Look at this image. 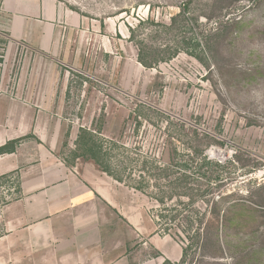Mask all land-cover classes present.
Returning <instances> with one entry per match:
<instances>
[{
    "label": "rangeland",
    "instance_id": "rangeland-1",
    "mask_svg": "<svg viewBox=\"0 0 264 264\" xmlns=\"http://www.w3.org/2000/svg\"><path fill=\"white\" fill-rule=\"evenodd\" d=\"M55 1L85 24L76 37L82 52L63 59L12 42L0 13V93L32 105L42 132L60 137L56 154L67 165L79 129L102 123V138L129 149L117 153L166 168L162 176L187 166L190 187H212L192 204L167 199L169 180H140L126 161L131 206L147 213L148 226L157 219L166 229L159 237L179 249L171 263L264 264V0ZM138 50L151 68L138 62ZM194 151L212 164L190 160ZM138 181L143 192L133 188ZM217 201L227 219L231 201L243 205L218 244L210 226ZM128 244L134 263L161 256L134 239Z\"/></svg>",
    "mask_w": 264,
    "mask_h": 264
},
{
    "label": "crops",
    "instance_id": "crops-1",
    "mask_svg": "<svg viewBox=\"0 0 264 264\" xmlns=\"http://www.w3.org/2000/svg\"><path fill=\"white\" fill-rule=\"evenodd\" d=\"M0 13L12 42L63 59L82 52L76 37L85 24L55 0H2ZM31 106L0 93V146L26 137L0 155V177L8 176L0 184V264H148L129 258L133 239L161 254L155 264L162 256L176 261L179 249L159 237L151 219L148 226L128 189L93 161L59 158L60 137L42 132Z\"/></svg>",
    "mask_w": 264,
    "mask_h": 264
},
{
    "label": "trees",
    "instance_id": "trees-1",
    "mask_svg": "<svg viewBox=\"0 0 264 264\" xmlns=\"http://www.w3.org/2000/svg\"><path fill=\"white\" fill-rule=\"evenodd\" d=\"M176 53L171 55L167 60L171 59L174 57ZM192 56L193 53H191ZM138 62L145 68H151V64H149L146 60L143 59L141 55V51L138 50ZM138 118V115L136 119ZM102 123L98 124V127L96 128L95 131L89 130L86 128H80L79 133L77 135V138L75 140V150L72 152L73 158H82L84 160H90L95 163V165L99 168V170L103 173H105L107 176L115 180L116 182L120 184L127 185L128 182L132 180V173L131 169L127 173L128 166L126 165V161L132 165L137 166L139 170V178L140 180L143 178L144 175H147V178H149L151 181L156 184V181H159L161 178L169 180L167 182V186L165 189L167 192H169V195L167 199H171L172 197H185L189 201L188 203L192 204V200L198 196V198H203L210 194L212 187H203V189L196 188V187H190L192 184V177L188 175V169H186L187 166H183L185 169L183 173H178V176H173L169 177L168 174L162 176L161 174L165 172L166 168H161L160 166L156 164H152L151 166L147 167L146 162L144 160H135L134 158H128L125 157L119 153L118 151H123L127 152L129 149L123 145V144H118L115 140H107L101 137V132H102ZM26 138V137H25ZM25 138H19L16 140L8 141L4 145L0 146V155L2 154H10L15 151V148L23 141ZM28 138V137H27ZM187 150L190 152V147H187ZM175 154H177V150L174 149ZM191 155L190 160H196L202 156V163L203 165H209L212 164L211 160H208L206 156L204 155V151H200L196 154ZM189 158V156H187ZM186 163V162H185ZM138 164V165H137ZM216 166L220 167V164L215 163ZM8 176H3L0 177V184L6 181ZM171 178V179H170ZM200 178L203 180H210V179H205L204 175H200ZM212 182H217V178L211 179ZM136 186L133 188L139 192L144 191V187H141V183L136 182ZM128 186V185H127ZM155 186V185H153ZM158 186V185H156ZM159 188L160 187H155ZM193 192H196L195 194ZM153 199L157 201L159 204H163L164 200L162 197H159L157 195L153 196ZM237 201H231L228 205V209H231V213L233 214L232 218L227 219L223 213H221V208L222 206L219 205V202H214V208L211 211L213 214L214 222L210 223L213 228H214V233L212 234V237L214 238V241L216 244L219 243V232L226 229V227H234L237 218L239 216V210L243 209V205H239ZM220 208V210H219ZM226 208V209H227ZM226 209L224 211H226ZM221 213V222L219 221V216ZM154 223L156 225V233L160 234L164 229H161V225L159 221L154 219ZM166 232V231H165ZM197 237L200 236V234L195 235ZM172 237V236H171ZM191 237V236H189ZM174 238V237H172ZM192 246V243L188 245V247H183L182 248V260L184 259L186 255L187 249H190ZM181 260V261H182ZM183 263V262H182ZM163 264H173L171 263L168 259L163 260Z\"/></svg>",
    "mask_w": 264,
    "mask_h": 264
}]
</instances>
